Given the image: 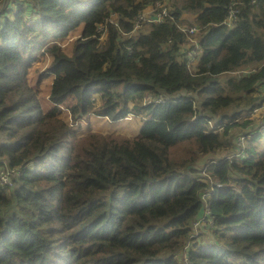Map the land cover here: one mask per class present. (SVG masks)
<instances>
[{"label":"trees","instance_id":"1","mask_svg":"<svg viewBox=\"0 0 264 264\" xmlns=\"http://www.w3.org/2000/svg\"><path fill=\"white\" fill-rule=\"evenodd\" d=\"M156 1L169 15L134 30ZM81 24L70 54L44 49L43 111L28 69ZM263 101L264 0H0V157L22 169L0 193V264H264V134L234 154ZM61 104L143 125L77 136ZM205 166L213 225L191 237Z\"/></svg>","mask_w":264,"mask_h":264},{"label":"built area","instance_id":"2","mask_svg":"<svg viewBox=\"0 0 264 264\" xmlns=\"http://www.w3.org/2000/svg\"><path fill=\"white\" fill-rule=\"evenodd\" d=\"M4 2L5 1H3V3ZM168 15H169L168 7L160 1H156L151 8L143 10L137 15L134 25V30L140 27L143 23H153V24L161 23ZM231 16L232 15H230L229 19L231 18ZM179 28L182 30H187L185 27H179ZM195 30H196L195 27H191L190 30L188 31L194 32ZM54 43L58 44L57 41H55ZM195 43L196 42L194 41V39L190 38L189 44L185 49L187 52L188 66L191 67L194 66V62L198 55L197 45ZM254 70L255 68L251 67V68L238 70L237 72L243 71L242 73H250ZM157 100L158 101L162 100V96L159 95L155 101ZM258 113H260V115H258ZM250 114L255 117L254 121L248 123L245 129L239 130L237 133H235L234 136V143L238 147V151L235 152L234 154L237 156L243 153L245 147L244 146L245 141L247 139L264 134V101L259 107L252 110ZM80 124L81 122L79 119L75 122H70L69 126L72 129L77 130ZM219 126L220 125L214 126L213 124L210 123V127L212 128H218ZM231 157L232 155L228 156V158ZM201 173L204 176H206L208 187L200 192L201 200L203 202V208L200 216L192 224L194 231L192 232L191 237H197L200 234L202 226L204 224H208L210 226L213 225L214 216L209 205V199L211 195H213L215 192V186H217L219 183L214 182L211 176L207 174L206 166L202 169ZM21 174H22V169L20 167H12L9 165L6 159L0 157V193L6 190L7 188L12 187L14 185L15 180L19 178ZM188 245L189 243H187L184 246L183 251L186 250ZM180 263L189 264V259L187 255L184 254L182 256Z\"/></svg>","mask_w":264,"mask_h":264},{"label":"rangeland","instance_id":"3","mask_svg":"<svg viewBox=\"0 0 264 264\" xmlns=\"http://www.w3.org/2000/svg\"><path fill=\"white\" fill-rule=\"evenodd\" d=\"M81 28H82V24L77 26L76 28L70 30L65 37H60L57 40L56 39L55 40H51L48 43H46L43 46V48L41 49V52L43 54L38 55L37 60L34 61L32 63V65L28 69L27 82L33 89H35L37 91L36 92L37 93V99H38L39 104L41 105V108L43 109V111H46V108H48L47 106L50 104V102L48 100V97H47V94H48V91H49V88H50V84L53 81L52 80L53 76H52V74H50V75H48L46 77H43L41 79V81L39 83H37V81L40 79V74L42 72L46 71V67L50 64V62L52 60L51 55L46 53L44 51V49L46 47L52 46L53 44H55L54 42L57 41L58 44H59L58 46H60L67 54H70L73 42L76 39V37L79 35V33L81 31ZM244 69H246V68H244ZM242 72L243 71L235 72V74H241ZM64 109H65V107H64ZM87 118H85V121H86ZM131 125L132 124H130V123L129 124L125 123V127L123 126V128L121 129V130H129L131 133H129V134L128 133H116V134H120V135H123V136H126V137L136 136L139 133L140 130H138V133L136 135H133L135 133L134 131H137V129H140L142 126L139 127V125L136 124V126H134L132 128ZM79 126H78L77 130H79ZM77 130H75V132H79ZM89 131H95V132L103 133L98 128L91 129L90 127H88L86 131H82V132H80V134L77 133L78 135L77 134L76 135L77 136H82V135L86 134ZM103 134H105V133H103ZM261 147L264 148V138L261 141ZM5 212L7 214L10 213V211H5ZM204 238H206V237L205 236L202 237V239H204Z\"/></svg>","mask_w":264,"mask_h":264},{"label":"crops","instance_id":"4","mask_svg":"<svg viewBox=\"0 0 264 264\" xmlns=\"http://www.w3.org/2000/svg\"><path fill=\"white\" fill-rule=\"evenodd\" d=\"M53 78H54V76H53ZM51 85H52V82L50 84V88H51ZM50 88H49L47 97L50 93ZM49 102H50V104L47 106L48 108H46V110L51 108L54 105L50 100H49ZM62 105L65 107V109ZM59 107L61 108L60 117L62 118V120L66 124L69 125L71 122V118H70V113H69L66 105L61 104V105H59ZM86 121H85V119L84 120L80 119L81 124L79 126V130H77L79 132H76V134L77 133L80 134V132L86 131L88 127H90L91 129L98 128L103 133L107 132V133H113V134H116V133H128L129 134V133H131L129 130H121L123 128V126L125 127V123L132 124L131 125L132 128L134 126H136V124H138L139 127L143 125L142 119L138 116L133 115V114H128L126 117H124L120 120H117V121H111L105 116H97L94 114H90V115H88V118L86 119ZM138 130H140V129H137V131H134L135 133L133 135H136L138 133Z\"/></svg>","mask_w":264,"mask_h":264}]
</instances>
